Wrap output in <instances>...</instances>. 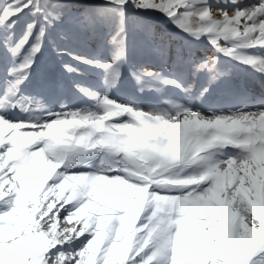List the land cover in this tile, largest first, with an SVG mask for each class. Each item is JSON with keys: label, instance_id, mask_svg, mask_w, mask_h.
<instances>
[{"label": "snow or ice", "instance_id": "obj_1", "mask_svg": "<svg viewBox=\"0 0 264 264\" xmlns=\"http://www.w3.org/2000/svg\"><path fill=\"white\" fill-rule=\"evenodd\" d=\"M203 39L264 77V0H0V264H264V95L227 114L193 110L231 76L197 56ZM130 40L165 66L133 72L140 90L178 88L187 105L110 97ZM45 44L66 74L104 72V93L73 82L94 109L45 108L39 90L62 84L43 73L24 94ZM106 44L107 63L91 52ZM15 109L28 118L10 120Z\"/></svg>", "mask_w": 264, "mask_h": 264}, {"label": "rangeland", "instance_id": "obj_2", "mask_svg": "<svg viewBox=\"0 0 264 264\" xmlns=\"http://www.w3.org/2000/svg\"><path fill=\"white\" fill-rule=\"evenodd\" d=\"M152 18V19H151ZM161 18L160 21H157ZM150 22L154 23L157 27L158 32H167L175 35L173 44H181L185 41V38L177 34V30L168 23L164 18L159 15H153L148 17ZM197 51L198 57L212 58L209 50H200L199 46H194ZM253 53L254 49L248 50ZM92 53L98 52V57L105 63L111 60L112 50L111 45H105L103 49L97 50L93 48ZM141 66L151 67L155 71H160L165 66L152 58H149L141 54L137 47H133L131 40L129 42L128 54L126 63L121 69V75L118 79L117 84L111 88L109 95L115 100H119L122 103L134 102L141 108L147 107H157L168 109L170 106L162 99L159 102V97L165 91L177 92L178 88L164 87L162 91L156 89L144 88L141 91V86L136 82L132 73L135 72ZM36 72L33 74V81L31 84L25 86V95H31L36 91V79L41 73L45 74L48 79L52 81L59 82L62 84V88H42L39 90V95L43 98V103L45 108H51L54 111L60 110V105L63 103L67 109H83L89 108L94 109L96 107L95 101L88 98L87 96L81 94L74 87L73 82H78L85 87L98 92L104 93L107 91L106 85L104 83V72L98 68H92L85 65H78L81 74H66L60 67V63L57 60L51 49L45 44L43 49V54L40 57L37 65L34 66ZM2 94V93H0ZM161 106H160V105ZM159 105V106H158ZM29 113L19 111L18 109L12 110L8 113V118L10 120H26ZM31 115L34 117L43 116L44 112L41 110L40 106H33ZM224 151L229 153H234L235 149L227 148ZM90 163L93 166H98L100 164L99 158H92ZM90 169L86 166H80L77 169L70 171H89ZM83 239V238H81Z\"/></svg>", "mask_w": 264, "mask_h": 264}, {"label": "bare ground", "instance_id": "obj_3", "mask_svg": "<svg viewBox=\"0 0 264 264\" xmlns=\"http://www.w3.org/2000/svg\"><path fill=\"white\" fill-rule=\"evenodd\" d=\"M216 2L217 0H209V3L213 4V6H215ZM258 2L259 0H242L244 5ZM160 20L161 18H159L157 21ZM194 46H199L200 50H209L211 57H213V55L217 56L220 61L219 67L221 70L230 71L231 76L227 78L222 84L211 88L209 90V94H206L203 100L195 101L193 104V110L198 109L204 115H209L211 111H215L218 114H227L230 111H236L238 108L245 106L243 103L245 93L248 95H255L257 97L264 95V77H261L258 73H255L251 68L216 52L211 44L208 43L207 39L194 42ZM255 52L256 50L254 49L253 53ZM204 81L205 78L201 76L196 83L195 89H193V96L198 94L199 89ZM189 83H192L191 78L185 82V87ZM161 98H163L165 101L171 99L175 102L185 105H187V101L189 99L188 95L182 92L180 89H178L177 92L165 91L159 97V102H162ZM254 107L255 106L253 104H248L247 106L248 110H253ZM236 151L237 150L235 149V152Z\"/></svg>", "mask_w": 264, "mask_h": 264}]
</instances>
